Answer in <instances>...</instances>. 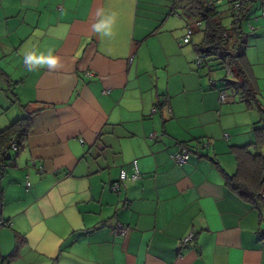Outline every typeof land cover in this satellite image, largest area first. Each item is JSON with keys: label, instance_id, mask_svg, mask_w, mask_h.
<instances>
[{"label": "crops", "instance_id": "crops-1", "mask_svg": "<svg viewBox=\"0 0 264 264\" xmlns=\"http://www.w3.org/2000/svg\"><path fill=\"white\" fill-rule=\"evenodd\" d=\"M173 5L0 0V131L30 114L0 181V264H264L262 208L224 184L236 171L229 148L253 142L259 115L233 93L219 101L217 67L192 71L200 55L181 43ZM252 24L245 56L254 32L264 54V17ZM50 50L55 67L28 70L27 55ZM257 57L255 69L246 56L260 100Z\"/></svg>", "mask_w": 264, "mask_h": 264}, {"label": "trees", "instance_id": "trees-1", "mask_svg": "<svg viewBox=\"0 0 264 264\" xmlns=\"http://www.w3.org/2000/svg\"><path fill=\"white\" fill-rule=\"evenodd\" d=\"M176 9L183 10L188 16L186 27L193 30V35L201 34L202 39L199 44L194 45V48L200 55L199 57H202L204 65L211 69L216 67V64L211 63L213 60L209 61V64L205 60L212 56L216 58L214 62L219 64V60H221L224 66L228 65L231 69L232 79H223L220 83L219 88L222 89V92L229 89L238 96L241 102L255 109L259 115L258 123L262 125L258 124L253 127V142L249 145L229 148V152L236 162V171L231 176L225 175L224 184L242 201L254 207L260 206L262 218L264 217L262 215V210H264V154L261 153V150H264V108L259 102L257 80L244 55L245 39L248 32L231 31L230 14L228 15L230 25L224 26L219 6L209 7L204 0H174L173 10ZM255 9L246 10L243 20L251 18L250 15L247 18V15ZM210 64L212 65L210 66ZM22 109L25 110L26 107L23 106ZM26 113L25 116L0 131V160L4 158L3 148L9 143L16 141L20 148L25 142L30 130V114ZM183 146L190 152L186 144ZM260 234L261 237H264V231H261Z\"/></svg>", "mask_w": 264, "mask_h": 264}, {"label": "built area", "instance_id": "built-area-1", "mask_svg": "<svg viewBox=\"0 0 264 264\" xmlns=\"http://www.w3.org/2000/svg\"><path fill=\"white\" fill-rule=\"evenodd\" d=\"M204 2L209 6V7H220L222 5V0H204ZM258 8L257 10H260V15L259 16H252L249 19H244L243 20V14L245 13L246 10L251 9V8ZM228 8H229V14L231 16V31H235L236 33L239 32H251L253 31V22H257L258 19L264 17V0H228ZM222 16V14H221ZM193 30L190 27H186L185 33L181 38V43L182 44H189L193 38ZM226 36V34H224ZM196 63L198 66L203 64V59L202 57L197 56L196 58ZM225 70L227 71V76L229 79H232L233 75L231 72V69L229 68L228 65H225ZM227 99V96L225 92H221L219 95V101L220 102H225ZM157 108H153V112H156ZM150 137H153L150 136ZM206 144H202V148H206ZM19 147L17 145L16 141H13L9 143L7 146H5L2 150V153L4 154V158L0 160V181L1 177L7 167H10L12 163L14 162L15 158L14 156L18 152ZM13 154V155H12ZM190 156V152L187 148H185L183 145H180L175 153L171 155V158L173 162L178 165H184L188 162ZM139 177V174L137 170L130 175L127 176V174L122 171L119 175V181H127V180H136ZM26 187H29V183H25ZM119 189L118 184H113L111 186V190L116 192ZM0 196H1V188H0ZM3 222L0 221V227L3 226ZM113 232L119 236H124L127 232V229L123 227L120 224H117L113 228ZM194 234L193 233H188L185 237L182 238L181 244L182 245H188L191 243L194 239Z\"/></svg>", "mask_w": 264, "mask_h": 264}, {"label": "rangeland", "instance_id": "rangeland-1", "mask_svg": "<svg viewBox=\"0 0 264 264\" xmlns=\"http://www.w3.org/2000/svg\"><path fill=\"white\" fill-rule=\"evenodd\" d=\"M167 0H151V2L155 5H157V6H162L163 5V3H165ZM222 5H220V7H219V11L221 12V14H222V18H223V20H222V23H223V25L224 26H229L230 25V18L228 17V15H229V10H228V0H222ZM6 4H8L7 3V1H5L4 2V5H6ZM258 8L256 7V10L254 11V13H255V15H257V16H259L260 15V10H257ZM178 11V14L176 15V17L178 16V28L179 27H181L182 26V30H183V32L185 33V26H186V22H187V20H188V16L186 15V13L183 11V10H177ZM0 14H1V11H0ZM2 24H1V22H0V31H1V29H2ZM184 33H183V35H184ZM257 32H254V33H252L250 36H249V39H248V44H247V48H246V56H250V60H251V64L252 65H254V68L255 69H258V62L260 61L259 60V58L257 57V56H264V54H262V47L261 46H257L256 47V45H255V42L257 41L256 39H255V37H256V34ZM201 39H202V36H201V34H199V35H196L193 39H192V42L191 43H193V44H198V43H200V41H201ZM191 43L190 44H188L187 46L188 47H191ZM205 60H207V63L210 61H212L213 60V62H211L212 64H216V67L217 68H215L214 69V71L211 73L212 74V77L214 78V79H216L217 81H219V80H223V79H229V77L227 76V71L225 70V66L222 64V62H221V60H219V64H218V62L216 63V61L214 62V60H216V58H214V57H208V59H205ZM205 62V61H204ZM209 62V63H210ZM208 63V64H209ZM207 69V67H206V65H204V63L202 64V65H200V66H198V64L195 62V61H193V63L191 64V69H192V71L193 72H196V73H198V74H202L203 73V75H205V74H207L206 73V69ZM258 71V70H257ZM201 72V73H200ZM204 78H206L207 79V81H209V78H208V75H206ZM213 78H211V81H213L214 79ZM213 79V80H212ZM201 80L202 81H205L203 78H201ZM262 81V80H261ZM262 83V82H261ZM1 84L2 83H0V86H1ZM220 84V83H219ZM0 89H2V86L0 87ZM1 91V90H0ZM227 93H229V94H232V92L228 89L227 91H226V96H231V95H228ZM261 97V96H260ZM231 98V97H230ZM259 102L261 103V106H264V99H260L259 100ZM258 122H259V120H258ZM258 122H256V124L254 125V126H258ZM259 125H262V124H259ZM261 153L262 154H264V150H262L261 151ZM231 158V157H230Z\"/></svg>", "mask_w": 264, "mask_h": 264}, {"label": "clouds", "instance_id": "clouds-1", "mask_svg": "<svg viewBox=\"0 0 264 264\" xmlns=\"http://www.w3.org/2000/svg\"><path fill=\"white\" fill-rule=\"evenodd\" d=\"M107 27V26H105ZM94 30L97 32L101 31V25L97 24L94 26ZM102 35H111L110 30L102 32ZM58 63V59L53 57L51 54V50L49 51V58L45 61L43 57L40 59H36L33 55H27L25 58V64L28 66L29 71H35L38 67H55Z\"/></svg>", "mask_w": 264, "mask_h": 264}]
</instances>
